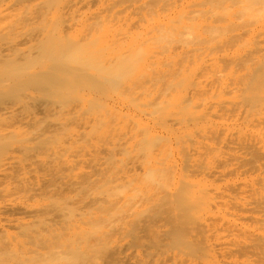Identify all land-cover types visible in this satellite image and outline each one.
<instances>
[{"label": "bare ground", "instance_id": "obj_1", "mask_svg": "<svg viewBox=\"0 0 264 264\" xmlns=\"http://www.w3.org/2000/svg\"><path fill=\"white\" fill-rule=\"evenodd\" d=\"M0 264H264V0H0Z\"/></svg>", "mask_w": 264, "mask_h": 264}]
</instances>
